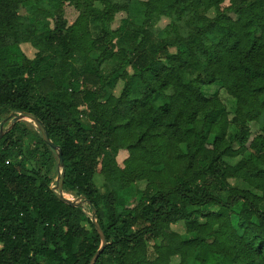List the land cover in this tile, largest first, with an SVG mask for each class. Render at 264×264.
<instances>
[{"label":"trees","instance_id":"trees-1","mask_svg":"<svg viewBox=\"0 0 264 264\" xmlns=\"http://www.w3.org/2000/svg\"><path fill=\"white\" fill-rule=\"evenodd\" d=\"M39 2L0 0V113L33 114L60 148L63 192L91 202L106 239L95 264H264V126L249 128L264 117V0H146L138 25L132 0ZM214 84L230 110L204 96ZM33 132L0 139V264H88L101 238L51 191L56 152Z\"/></svg>","mask_w":264,"mask_h":264},{"label":"rangeland","instance_id":"rangeland-1","mask_svg":"<svg viewBox=\"0 0 264 264\" xmlns=\"http://www.w3.org/2000/svg\"><path fill=\"white\" fill-rule=\"evenodd\" d=\"M146 0H132V2L129 5V13H128V17L129 20L135 24H140L142 19H143V6L142 3L145 2ZM40 6L46 7V8H51L52 10L56 9V2L55 0H40L39 2ZM27 9L29 11H31V7H27ZM207 15L209 17H213L214 13L212 10H210ZM78 16V12L76 11V9H74L73 7H66L63 10V14L62 17L65 20L67 26L72 25L76 18ZM233 19H235L234 15H230ZM126 18L125 15L121 14V15H116L114 21L111 23V30L112 31H117L119 30L120 26H121V21L122 19ZM163 24L165 23L164 21L162 22ZM161 23V25H162ZM152 32L154 33L155 36L159 37L161 36V32L159 31L158 28H153ZM120 41L124 44V46L131 48L132 46H134L137 42V40H135L134 36L131 33H124L122 34ZM19 49L21 51V53L28 59V60H33L37 54V49L32 46L29 42H22L19 44ZM122 88V84L117 86L111 93L114 94L115 96H117L120 93V90ZM108 92L110 93V91L108 90ZM203 94L206 98H210L215 96L216 94H219L222 101L224 102V104L227 106L228 110H230L232 108L233 102L232 99L227 96V94L221 90V86L220 84H214L212 86H208L205 87L203 89ZM8 114L5 113H0V122L2 120H4L6 118ZM20 122H27V121H20ZM29 125L32 126L34 132L31 134L29 141L27 140V142H29L31 145H34L38 142V129L36 126L32 125V123L27 122ZM9 126L8 123H5L4 125V130ZM264 126V117H262L258 122H254V123H250L249 124V128H250V140L256 136L261 134L262 131V127ZM29 129H31L30 126H28ZM40 135V134H39ZM41 136V135H40ZM54 176L56 178L57 176V171H54ZM105 183L104 179L100 176H96L94 178V184L96 186V188H98L99 190H101L103 184ZM231 186L235 187V188H240V189H246L248 188L244 183H242L241 181H230ZM55 184V179L53 180V182L51 183V186H54ZM146 187V182H134L130 185V187L128 189H126L125 191L121 192L119 194L120 198H122L123 201H130L132 202V200L137 199L138 197V193L143 191ZM69 198L71 200H74V196L70 195ZM83 208L85 210V212L87 213V215L89 217H91V214L88 212V210H90L88 208V206L86 204L83 205ZM211 210L216 211V208H211ZM83 225L85 227H87V225L85 223H83ZM175 231H177L178 233L182 234L184 232V225L183 223H178L174 226ZM178 263V258H172L171 259V264H177Z\"/></svg>","mask_w":264,"mask_h":264},{"label":"water","instance_id":"water-1","mask_svg":"<svg viewBox=\"0 0 264 264\" xmlns=\"http://www.w3.org/2000/svg\"><path fill=\"white\" fill-rule=\"evenodd\" d=\"M20 121H27L29 123H32V125L36 126L38 129V133L41 135L42 140L44 143L49 146L52 150L56 152V169H57V176L55 178V184L54 186H51V191L56 195V197L62 201L63 203L74 206V207H83L84 204H86L91 209V217L90 221L93 224L96 232L99 234L101 238V246L97 250V252L92 256L88 264H95L97 259L99 258L100 254L102 253L105 245H106V239L103 235V232L97 223L96 220V210L91 204L89 200L85 198V196H78L74 198V200H71L70 198L65 196V193L63 192V179H64V163H63V157L62 153L59 147L55 146L52 141L50 140L48 133L46 131L45 126L43 123L33 114H30L28 112L24 111H11L4 120L0 122V139L11 130L14 124ZM5 123H8L9 126L4 130Z\"/></svg>","mask_w":264,"mask_h":264},{"label":"bare ground","instance_id":"bare-ground-1","mask_svg":"<svg viewBox=\"0 0 264 264\" xmlns=\"http://www.w3.org/2000/svg\"><path fill=\"white\" fill-rule=\"evenodd\" d=\"M65 196L69 198L70 194L66 193Z\"/></svg>","mask_w":264,"mask_h":264}]
</instances>
